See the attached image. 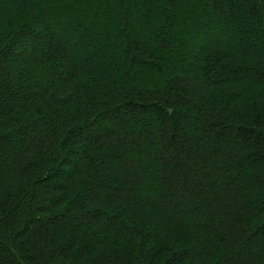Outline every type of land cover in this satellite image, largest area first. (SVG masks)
Returning <instances> with one entry per match:
<instances>
[{
  "label": "trees",
  "instance_id": "1",
  "mask_svg": "<svg viewBox=\"0 0 264 264\" xmlns=\"http://www.w3.org/2000/svg\"><path fill=\"white\" fill-rule=\"evenodd\" d=\"M0 264H264V0H0Z\"/></svg>",
  "mask_w": 264,
  "mask_h": 264
},
{
  "label": "rangeland",
  "instance_id": "2",
  "mask_svg": "<svg viewBox=\"0 0 264 264\" xmlns=\"http://www.w3.org/2000/svg\"><path fill=\"white\" fill-rule=\"evenodd\" d=\"M192 1L193 0H185V3L189 4ZM90 8H91V6H90ZM157 10H158V13H160V9L158 8ZM161 19L158 16H154L153 19L149 20V21H152L153 20L152 23H151V26L150 25L149 26H146L145 29H143L142 31H140V30H134L135 31V34L137 36H139V37H145V36L150 37V36L155 35L156 34L155 29L157 27H159V24H160ZM46 24L47 25L49 24L48 25L49 27H51L52 29H55L52 26L53 24L50 23L49 19L46 20ZM95 26H97V25L94 22L91 23V24L90 23H86V22H82L81 23V27H80L81 29H78V31H76V32L75 31H70V34H66L65 33L66 36L63 37V38L66 39V42L68 43L69 50H71L74 54H76L75 59H77L78 62H80L81 59L84 60V58H85V54H81L80 52H81V50L83 51V46H84V44H86L85 43V41H86L85 39H86V36L88 35L87 31L91 32L92 29L95 28ZM237 26H238L239 31L240 32H243L244 19H242V23L239 22L237 24ZM57 32H58V30H57ZM245 40L246 39L244 38V39H242V41L239 42V41H237V39H234V41L231 40V41H226V42H220V44H225L226 45V44L229 43V44L232 45L233 48H236V49H247V47H249V46L251 47V45H253V43H251V41L247 42ZM185 42H186V44L189 43L190 42V39L189 40L185 39ZM250 43H251V45H250ZM191 44H192V49H193L192 51L194 53H198L199 52L198 51L199 50V44H197L196 41L194 42L193 40L191 41L190 45ZM22 50H24L26 53H28L30 49H29V47L27 45H23V46H21V47L18 48L19 53H21ZM101 54H103V52ZM44 70H46V67H44ZM50 71H53V72H50ZM50 71H47V72L44 71L45 75L50 76V75H52L51 73L59 72V70L56 69V68L50 69ZM136 158L139 159L141 157L140 156H137ZM149 167L150 166L148 165V168ZM166 205H167V207H168V209L170 211H172V209L173 210L176 209L175 208L176 206L174 204H171V203L167 202Z\"/></svg>",
  "mask_w": 264,
  "mask_h": 264
}]
</instances>
